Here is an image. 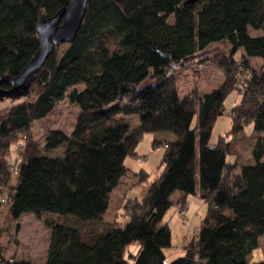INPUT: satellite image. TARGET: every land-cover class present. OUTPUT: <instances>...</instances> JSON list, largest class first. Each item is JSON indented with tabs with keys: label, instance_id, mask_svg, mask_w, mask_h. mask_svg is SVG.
Segmentation results:
<instances>
[{
	"label": "trees",
	"instance_id": "trees-1",
	"mask_svg": "<svg viewBox=\"0 0 264 264\" xmlns=\"http://www.w3.org/2000/svg\"><path fill=\"white\" fill-rule=\"evenodd\" d=\"M184 1L87 0L75 39L54 48L25 96L0 108V209L5 203L13 219L33 213L97 221L143 134L166 130L176 136L164 144L162 170L140 199L125 205L124 224L84 234L75 223L45 219L50 238L43 264H123L132 242L138 249L131 264H264L249 259L264 235V0ZM68 2L0 0V77L18 74L36 52L39 16L53 15ZM220 41L232 48L211 59L224 79L199 96L198 123L191 127L197 102L193 95H178L173 71ZM234 88L241 98L228 112L226 133L238 134L252 123L258 133L253 163L227 160L235 154L227 134L209 143ZM66 92L80 108L71 131L48 128L42 143L34 139L32 123ZM131 115L139 117L137 125ZM17 143L23 145L15 162ZM63 143L62 155L45 153ZM134 174L140 181L148 177L144 169ZM177 189L184 195L176 205L198 193L208 207L184 254L166 261L171 231L160 223ZM0 264L35 263L7 259L0 250Z\"/></svg>",
	"mask_w": 264,
	"mask_h": 264
},
{
	"label": "rangeland",
	"instance_id": "rangeland-1",
	"mask_svg": "<svg viewBox=\"0 0 264 264\" xmlns=\"http://www.w3.org/2000/svg\"><path fill=\"white\" fill-rule=\"evenodd\" d=\"M256 34L257 31L251 30ZM232 51L230 44L226 41H220L210 44L202 51L195 53L185 64L177 67L173 71L177 93L180 97L183 95H193L196 99V110L191 119V127L197 126L198 123V99L199 96L217 87L224 79L223 71L217 67L211 59L217 55L227 56ZM242 50L234 51V57L240 58ZM254 63L259 66L260 60L253 59ZM80 87L83 85L80 84ZM69 90H67L68 92ZM65 96L60 99L53 110L44 118L36 120L31 125V135L39 142H43L44 133L48 128H61L71 131L78 117L80 108L77 104L71 103ZM241 98V93L237 88L230 90L223 102L224 109L222 114L218 115L213 122L209 143L214 144L220 136L226 135L231 127V119L229 117L230 108ZM11 103V99L4 98L0 100V108ZM130 123L137 125L139 117L131 115ZM159 134H172L170 131H157ZM264 134V131H262ZM258 133L253 130L252 123L247 124L242 131L233 135L227 134V139L231 140L235 148V154L228 155L227 160L237 159L241 163H253L254 158L252 149L257 140ZM155 136L153 132H145L142 138L135 146L136 156L127 155L124 163L127 166V172L121 176L117 186L110 194L109 205L100 219L97 221H75L71 216H57L47 214L38 217L33 213H24L17 219H13L8 211L7 205L2 204L0 209V250L7 259L21 260L27 259L35 264H43L46 259L50 228L45 219H58L65 222L75 223L84 234H90L94 231L101 230L109 224H124L128 220L125 205L132 198L140 199L146 187L156 177L163 168L162 156L164 145H156L153 143ZM196 140H198L196 138ZM198 146V143H196ZM22 143H17L13 149L11 159L16 162L19 158V151ZM66 143L61 144L57 148L46 150L48 156L62 155ZM144 169L148 173L146 180L140 179L134 174ZM235 170H238L236 167ZM4 194H2L3 196ZM184 193L181 190H174L169 198L172 202L170 207L165 211L160 224L166 223L171 231V243L164 249L166 261H170L184 254V244L189 240L195 239L201 220L207 212V203L199 196L198 193L188 194L185 198L186 202L176 205ZM1 196V197H2ZM6 196V195H5ZM180 211H183L180 213ZM138 249L137 243H130L123 254V264H131V253ZM250 260L259 261L264 259V235L260 237V245L249 256Z\"/></svg>",
	"mask_w": 264,
	"mask_h": 264
},
{
	"label": "water",
	"instance_id": "water-1",
	"mask_svg": "<svg viewBox=\"0 0 264 264\" xmlns=\"http://www.w3.org/2000/svg\"><path fill=\"white\" fill-rule=\"evenodd\" d=\"M197 0H185L190 4ZM87 0H69L68 4L53 15L39 16L36 24L38 48L28 63L15 76L3 74L0 84H10L9 88L0 85V100L18 99L25 96L31 83L39 75L47 57L55 47L63 42H72L84 17ZM188 59L182 60L183 64Z\"/></svg>",
	"mask_w": 264,
	"mask_h": 264
},
{
	"label": "crops",
	"instance_id": "crops-1",
	"mask_svg": "<svg viewBox=\"0 0 264 264\" xmlns=\"http://www.w3.org/2000/svg\"><path fill=\"white\" fill-rule=\"evenodd\" d=\"M153 133H154V136H155L154 139L157 142L156 145H158V146L161 145L160 143H163V145H164L166 142L176 138L175 134H173V133L172 134L170 133L168 135L159 134L157 132H153Z\"/></svg>",
	"mask_w": 264,
	"mask_h": 264
},
{
	"label": "built area",
	"instance_id": "built-area-1",
	"mask_svg": "<svg viewBox=\"0 0 264 264\" xmlns=\"http://www.w3.org/2000/svg\"><path fill=\"white\" fill-rule=\"evenodd\" d=\"M183 211H180V213H182Z\"/></svg>",
	"mask_w": 264,
	"mask_h": 264
}]
</instances>
